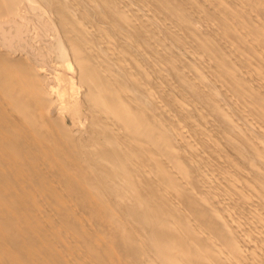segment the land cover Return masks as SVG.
Returning a JSON list of instances; mask_svg holds the SVG:
<instances>
[{
    "label": "bare ground",
    "instance_id": "bare-ground-1",
    "mask_svg": "<svg viewBox=\"0 0 264 264\" xmlns=\"http://www.w3.org/2000/svg\"><path fill=\"white\" fill-rule=\"evenodd\" d=\"M0 264H264V0H0Z\"/></svg>",
    "mask_w": 264,
    "mask_h": 264
}]
</instances>
